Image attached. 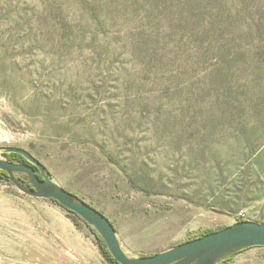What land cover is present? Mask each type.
Masks as SVG:
<instances>
[{
    "label": "rangeland",
    "instance_id": "rangeland-1",
    "mask_svg": "<svg viewBox=\"0 0 264 264\" xmlns=\"http://www.w3.org/2000/svg\"><path fill=\"white\" fill-rule=\"evenodd\" d=\"M5 146L102 211L131 257L241 213L264 224V0H0ZM0 203L23 219L0 224V264H71L75 229L101 252L52 200L0 180Z\"/></svg>",
    "mask_w": 264,
    "mask_h": 264
},
{
    "label": "water",
    "instance_id": "water-1",
    "mask_svg": "<svg viewBox=\"0 0 264 264\" xmlns=\"http://www.w3.org/2000/svg\"><path fill=\"white\" fill-rule=\"evenodd\" d=\"M0 151L19 154L31 164L0 158V170L6 172L8 181L19 192L37 199L53 200L76 214L96 231L110 255L119 264H216L241 250L264 247V224L245 220L151 256H128L117 238L113 224L105 214L55 183L46 175V167L30 152L13 146L1 147ZM34 167L40 171V175ZM18 175H25L26 181L20 182Z\"/></svg>",
    "mask_w": 264,
    "mask_h": 264
},
{
    "label": "crops",
    "instance_id": "crops-1",
    "mask_svg": "<svg viewBox=\"0 0 264 264\" xmlns=\"http://www.w3.org/2000/svg\"><path fill=\"white\" fill-rule=\"evenodd\" d=\"M1 206L2 205L0 203V224L5 223L9 227L12 226L15 228H17L18 226L23 227V219L21 214L18 219V215H17L18 213L16 210L4 209L1 208ZM85 238L86 236L83 233L75 229V233L73 232V234L71 235V239L67 243L70 252V254L68 255L69 256L68 260L72 261L71 264H88L87 258L90 257L93 262H99L101 264L104 259L102 257L100 250H98L97 252V247L95 245L94 247L96 251L93 247L92 250H86L85 248L82 247L83 246L82 240L85 242ZM263 249L264 247L249 248L235 255L226 264H263L264 262L261 256L257 257L252 254L254 253V251H261Z\"/></svg>",
    "mask_w": 264,
    "mask_h": 264
},
{
    "label": "trees",
    "instance_id": "trees-1",
    "mask_svg": "<svg viewBox=\"0 0 264 264\" xmlns=\"http://www.w3.org/2000/svg\"><path fill=\"white\" fill-rule=\"evenodd\" d=\"M3 155L7 158L8 161H11V162H18V163H21V164H26V165H31L30 163L27 162V160L25 158H23L21 155L19 154H15V153H10V154H6V153H3ZM35 168V167H34ZM36 172L38 175H40V171L38 169H36ZM46 175H48L50 177V172L46 169L45 171ZM18 178L20 179V182L24 183L26 181V176L25 175H18ZM0 180H6L8 181V176L6 174V172L0 170ZM9 182V181H8ZM83 200V199H82ZM53 201V200H52ZM55 202V201H53ZM57 205H59L57 202H55ZM90 206H92L90 203H88ZM60 206V205H59ZM62 207V206H60ZM95 208V207H94ZM65 209V208H64ZM98 210V209H97ZM68 211V210H67ZM100 211V210H99ZM102 212V211H100ZM69 213V217L72 219L73 222H75V224L78 223V221H81L83 222L85 225H87L80 217H78L76 214H74L73 212H70L68 211ZM103 213V212H102ZM104 214V213H103ZM108 218V217H107ZM241 221V220H240ZM112 223V222H111ZM113 224V223H112ZM88 226V225H87ZM114 226V225H113ZM90 227L93 232L95 233V236L99 242V248L101 249V252H102V255L104 257V259H106V261L108 262V264H119L118 262H116L113 257L110 255V253L108 252L104 242L102 241V239L100 238V236L96 233V231L91 227V226H88ZM227 226H220L216 229H204V230H198L196 233H195V236L189 240H193V239H196V238H199V237H203L207 234H210V233H213V232H216V231H220L222 230L223 228H225ZM115 228V227H114ZM116 230V228H115ZM181 244V243H180ZM247 249H244V250H241L237 253H234L230 256H228L227 258L223 259V260H220L219 262H217L216 264H226L227 262H229L235 255H237L238 253H241L243 251H245Z\"/></svg>",
    "mask_w": 264,
    "mask_h": 264
},
{
    "label": "built area",
    "instance_id": "built-area-1",
    "mask_svg": "<svg viewBox=\"0 0 264 264\" xmlns=\"http://www.w3.org/2000/svg\"><path fill=\"white\" fill-rule=\"evenodd\" d=\"M238 220L245 221V219H244V215H243L242 213L239 214V216H238Z\"/></svg>",
    "mask_w": 264,
    "mask_h": 264
}]
</instances>
